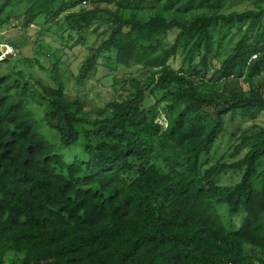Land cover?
Masks as SVG:
<instances>
[{"label": "trees", "instance_id": "16d2710c", "mask_svg": "<svg viewBox=\"0 0 264 264\" xmlns=\"http://www.w3.org/2000/svg\"><path fill=\"white\" fill-rule=\"evenodd\" d=\"M19 1L0 2V29ZM231 1L31 0L19 28L43 16L72 45L91 30L98 39L70 72L73 96L55 52L48 68L22 57L54 85L16 65L0 74V264L9 254L14 264H264V125L238 134L236 152L250 143L239 159L211 155L226 115L264 114L263 87L242 86L264 71V0L227 12ZM100 65L139 69L113 74L123 92L88 117ZM80 137L83 155L65 161L61 149ZM229 172L238 181L220 184Z\"/></svg>", "mask_w": 264, "mask_h": 264}, {"label": "rangeland", "instance_id": "374dc122", "mask_svg": "<svg viewBox=\"0 0 264 264\" xmlns=\"http://www.w3.org/2000/svg\"><path fill=\"white\" fill-rule=\"evenodd\" d=\"M2 2V0H0ZM31 0H23L19 1L11 8H8L2 13V17L9 16L11 18V25H3L0 29V41L6 42V40H12L15 42V55L9 61L0 62V74L8 72L7 68L13 67L16 65L17 68L24 70V72L31 78H35L45 85H54L53 79L50 76L49 71L43 70L39 68V65L26 66L24 62H22V57L26 56L28 58H33L34 60H38L39 63L48 68L51 63V58L47 55V53L55 52L58 55V68L60 69V79L66 86H70L68 89L69 94L72 96L75 94V89L72 85H74V81L72 79V74L77 72V67L83 57V55L87 52V45H92L95 40L98 39L97 32H93L92 30L86 34V41L84 44L77 43L72 45L75 41H70L67 37V32L60 31V29L54 24H46L43 16H39L34 24H31L29 27H18L21 26V20L23 18V13L25 8L29 6ZM88 7H91L90 4H85ZM253 4L244 0H232L228 3L226 11L237 10L241 11L247 8H253ZM150 11L146 12L148 15ZM16 24V25H13ZM104 28V26L99 27V32ZM64 38H63V37ZM239 35L232 36V39L225 40L230 41V44H233ZM170 39H172V35H170ZM69 42V43H68ZM68 45H65L67 44ZM69 45H72L68 48ZM229 45L227 46L226 51H228ZM225 51V52H226ZM13 56V55H11ZM53 58V56H51ZM223 58V54L221 56ZM181 63V58L177 57L171 61V64L174 67H178ZM139 66H134L132 68H125L118 66L114 72L109 74V70L107 67L99 66V70L95 79L88 81L86 83V87H93L95 92L100 94V97H96L94 92L90 91L88 95L89 102L86 105V110L88 113V117L94 116V111L98 105H103L107 100H111L113 97H116L118 92H123L120 88L121 84H116L113 86V77L115 74L117 77L121 75L130 76L136 75L138 73ZM69 71V72H68ZM76 74V73H75ZM96 79L100 81L96 82ZM251 85H261L264 89V71L253 78L251 83H242L243 88L247 89ZM72 86V87H71ZM114 87L117 89V93L114 90ZM89 92V91H88ZM84 93H87L84 91ZM32 111L35 115H40L41 108L36 104H31ZM95 108V109H94ZM37 117V116H36ZM159 123L165 125V120L163 116H160L158 119ZM264 125V114L260 115L256 120H250L248 118H242L240 116L231 117L230 115H226L225 117V125L224 130L219 134L218 139L211 151V155L213 161L224 158L227 162H231L239 159L248 149L250 143L244 145L243 149L240 152L235 151V146L239 144L240 137L238 134L240 132H247L248 134L253 131L258 130L260 126ZM37 127L39 131L45 136V138L51 143L59 144V137L57 132L50 128L44 122L38 121ZM60 153L63 155L65 161H72L74 157L79 158L83 155V147H82V138L80 137L74 144L67 148L61 149ZM239 175L237 173L229 172L227 174H222L219 176L220 184H233L238 181ZM224 206H221L220 212L222 213L224 210ZM241 216L237 217V225L240 222ZM18 255L9 254L7 256V263L14 264L18 262ZM14 261V262H13Z\"/></svg>", "mask_w": 264, "mask_h": 264}, {"label": "built area", "instance_id": "2783aa9c", "mask_svg": "<svg viewBox=\"0 0 264 264\" xmlns=\"http://www.w3.org/2000/svg\"><path fill=\"white\" fill-rule=\"evenodd\" d=\"M0 47L2 48L1 51H0V57H4L6 55H14L15 54V49L12 46L8 45V44H0Z\"/></svg>", "mask_w": 264, "mask_h": 264}]
</instances>
